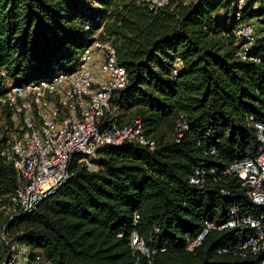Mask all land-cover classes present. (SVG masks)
Instances as JSON below:
<instances>
[{
    "label": "trees",
    "instance_id": "obj_1",
    "mask_svg": "<svg viewBox=\"0 0 264 264\" xmlns=\"http://www.w3.org/2000/svg\"><path fill=\"white\" fill-rule=\"evenodd\" d=\"M238 1L170 0L154 11L145 0H0V93L8 80L10 87L29 84L74 66L98 34L128 73L103 126L140 119L156 143L100 148L96 169L76 155L69 180L11 220L20 179L5 152L20 125L7 111L0 126V264L10 252L3 234L28 245L27 264H135L138 256L140 264H261L260 254L220 251L235 240L234 230L212 231L186 249L204 219L223 220L233 207L264 213L238 176L221 175L257 152L250 116L264 119V0H245L242 8ZM238 12L256 25L247 59L239 56ZM180 121L188 129L178 138ZM199 165L207 171L203 186L190 183ZM135 230L150 258L134 253Z\"/></svg>",
    "mask_w": 264,
    "mask_h": 264
},
{
    "label": "built area",
    "instance_id": "obj_2",
    "mask_svg": "<svg viewBox=\"0 0 264 264\" xmlns=\"http://www.w3.org/2000/svg\"><path fill=\"white\" fill-rule=\"evenodd\" d=\"M145 1L152 10L158 11L170 0ZM238 4L242 8L245 0H239ZM236 19V35L244 40L239 56L247 59L255 42L256 25L252 20L243 19L240 12ZM88 28H92L91 23ZM95 54H98L97 58ZM95 59L100 63L102 77L95 72L96 64L91 63ZM251 59L260 61L258 57ZM127 83V70L119 63L112 42L101 40L97 34L74 66L60 69L52 79L7 87L0 93V126L9 110L14 122L20 125V133L15 136L10 150L5 152L20 179L9 208L11 220L33 212L64 185L70 178L71 162L76 155L84 157L81 162L89 169H96L92 159L97 157L100 148L133 141L151 149L155 147V141L146 136L140 119L124 126L116 122L103 126V118L111 112L116 92ZM250 120L256 129L259 149L255 154L229 164L221 175L238 176L248 190L251 203L264 208V119L250 116ZM186 129L188 124L184 121L177 124L178 138ZM212 153H215L214 149ZM211 171L215 172L216 168ZM206 172L204 165L197 166L190 183L203 186ZM222 193L228 195L230 191L223 189ZM138 218L136 215L135 224ZM215 230L235 231V240L220 251L233 250L242 257L260 254L261 264H264V213L256 215L233 207L223 220L204 219L201 231L195 238L188 239L186 249L194 250ZM3 240L10 250L4 264H27L31 257L28 245L7 234H3ZM130 244L134 253L150 258L151 252L136 230L131 234ZM135 264H140V256Z\"/></svg>",
    "mask_w": 264,
    "mask_h": 264
},
{
    "label": "rangeland",
    "instance_id": "obj_3",
    "mask_svg": "<svg viewBox=\"0 0 264 264\" xmlns=\"http://www.w3.org/2000/svg\"><path fill=\"white\" fill-rule=\"evenodd\" d=\"M95 55H96V58H97V55L98 54H95ZM91 63L96 64V66H95V72L102 77L103 73L101 72L100 63L98 62V60L95 59ZM93 64H92V67H93ZM10 86H12V82L10 80H8L7 83H6V87H10Z\"/></svg>",
    "mask_w": 264,
    "mask_h": 264
},
{
    "label": "crops",
    "instance_id": "obj_4",
    "mask_svg": "<svg viewBox=\"0 0 264 264\" xmlns=\"http://www.w3.org/2000/svg\"><path fill=\"white\" fill-rule=\"evenodd\" d=\"M98 76H100L99 74H97ZM101 77V76H100Z\"/></svg>",
    "mask_w": 264,
    "mask_h": 264
}]
</instances>
